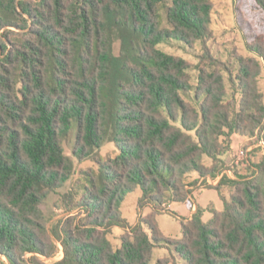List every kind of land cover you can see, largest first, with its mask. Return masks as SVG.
<instances>
[{"label":"trees","instance_id":"16d2710c","mask_svg":"<svg viewBox=\"0 0 264 264\" xmlns=\"http://www.w3.org/2000/svg\"><path fill=\"white\" fill-rule=\"evenodd\" d=\"M256 2L264 9V0ZM213 7L212 0H0V257L150 264L156 247L172 246L187 264H264V161L256 176L223 174L236 168L223 167L234 134L264 144V41L247 43L255 56L239 57L231 79L241 96L227 101L223 71L231 68L208 46ZM169 40L201 43L197 85L192 64L159 47ZM74 122L72 154L99 168L85 172L75 204L85 217L52 228L64 256L48 263L40 256H53L57 245L42 204L75 174L64 147ZM109 142L117 155L103 160L99 150ZM193 173L223 174L209 186L222 210L209 206L213 215L204 221L199 207L174 238L161 230L155 208L114 247L109 234L126 224L120 208L127 194L141 188V206L192 205ZM223 184L233 188L229 196ZM156 264L175 263L164 257Z\"/></svg>","mask_w":264,"mask_h":264},{"label":"rangeland","instance_id":"374dc122","mask_svg":"<svg viewBox=\"0 0 264 264\" xmlns=\"http://www.w3.org/2000/svg\"><path fill=\"white\" fill-rule=\"evenodd\" d=\"M212 1L214 3L211 22L213 34L208 41V46L211 53L216 58L226 63L231 68L230 72L223 71V75L227 86L226 100L233 102L235 100H239L241 96L236 88V84L233 83L231 79L233 78L236 80L239 57L255 56V53L249 51L247 48V43H254L259 39L264 41V9L259 6L256 0ZM159 47L170 54L177 55L188 60L192 64V84L197 85V78L199 74L197 66L200 63L201 55L203 53L201 43L196 42L193 46H188L179 41L169 40L159 45ZM260 60L262 63L264 62L261 58ZM258 86L264 94V68L258 79ZM76 130L77 123L74 122L69 135L64 140L66 153L73 156L75 159V174L64 184L63 187L48 195L42 204V209L48 219V227L51 231L52 239L57 245L53 256L49 258L40 256L42 260L48 263L58 261L64 256V251L62 252L61 248V242L53 234L52 228L56 226L59 220L64 221L74 217L75 219L72 220V224L76 225L81 218L85 217L86 213L84 210L75 206V204L81 199L83 195V188L85 184H87V175L85 172L90 169L98 170L99 168V163L97 161L87 159L80 162L72 154L75 144ZM236 138L237 143L235 144V148L231 147V150L223 155V167L231 168L234 165L235 153L239 152L241 149H248V158L244 160V162H241L240 165L235 166L236 168L234 169V172L232 171V176L236 179H238V175L241 174L256 176L259 164L264 161V144L259 142L257 143L256 139L252 141V143L247 142L248 139L242 134H238ZM222 139L224 140V138ZM233 143L234 140L232 137V145ZM116 155V146L111 142L106 143L99 150V157L103 160L115 157ZM203 161L206 165L212 164V160L208 157H205ZM236 172L238 175H236ZM199 181L200 177L198 176V173H193L188 177V182H190V184H194ZM225 189L227 190V196H229L233 188L230 185H226ZM142 195L143 191L141 188H138L134 192L126 195L120 208L122 216L126 220V224L114 226L109 234V238L115 248L120 246V237L127 231L128 226L137 225L142 217L153 212L155 208L160 211L156 217L163 233L168 237L174 238L182 236L181 219L184 218V216H182L184 214V204L175 208L173 206H168L169 203H172L171 201H168L164 205L146 204L141 206L139 201ZM213 195V192L208 193V196L211 197L210 200L215 202V195ZM69 207L70 210L68 209ZM30 256V253L26 254V258H29ZM164 257H170L175 264H187V261L181 258L172 246L156 247L150 264H156L160 258ZM0 264L11 263L6 257H0Z\"/></svg>","mask_w":264,"mask_h":264},{"label":"crops","instance_id":"0c3cea01","mask_svg":"<svg viewBox=\"0 0 264 264\" xmlns=\"http://www.w3.org/2000/svg\"><path fill=\"white\" fill-rule=\"evenodd\" d=\"M238 134L233 135V140L234 143L232 145L233 148H235V144L237 143V138ZM221 176L217 178H200L199 182H196L192 184L189 188L191 189V200H192V205H188L186 203H179V202H172L169 203L168 206H173V207H178L179 205L184 204V211L183 215L184 219H190L193 214L198 210L199 207H202L205 209L204 215H203V220L204 221H209L212 218V213L209 211L208 207L213 206L218 210H222L224 208V202L222 198L220 197L219 191L216 188L209 187L210 185L212 186H217L220 181H221ZM231 179H236L234 176H230ZM204 181V183H203ZM207 183V185H206ZM226 185H222V192L224 195L227 196V190L225 189ZM209 192L214 193V198L215 202L210 200L211 197L208 196ZM209 216V217H206ZM209 219V220H208Z\"/></svg>","mask_w":264,"mask_h":264},{"label":"built area","instance_id":"2783aa9c","mask_svg":"<svg viewBox=\"0 0 264 264\" xmlns=\"http://www.w3.org/2000/svg\"><path fill=\"white\" fill-rule=\"evenodd\" d=\"M247 152H248V149H245V150L241 149L239 152L235 153L234 165L238 166L241 164V162H244V160H246L248 158ZM223 174H227L228 176H232V170H230V169L225 170ZM222 175H221V177H222ZM61 248H62V252H63V247L61 246Z\"/></svg>","mask_w":264,"mask_h":264}]
</instances>
